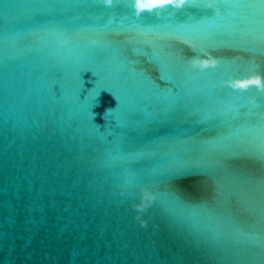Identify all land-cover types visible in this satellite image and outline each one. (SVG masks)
I'll return each instance as SVG.
<instances>
[{
    "label": "water",
    "instance_id": "obj_1",
    "mask_svg": "<svg viewBox=\"0 0 264 264\" xmlns=\"http://www.w3.org/2000/svg\"><path fill=\"white\" fill-rule=\"evenodd\" d=\"M0 264H264V0H0Z\"/></svg>",
    "mask_w": 264,
    "mask_h": 264
}]
</instances>
